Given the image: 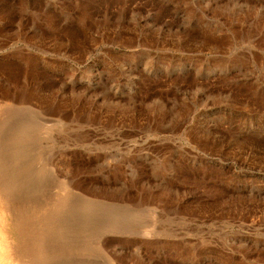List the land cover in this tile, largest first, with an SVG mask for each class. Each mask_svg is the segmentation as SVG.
<instances>
[{"label":"rangeland","instance_id":"1","mask_svg":"<svg viewBox=\"0 0 264 264\" xmlns=\"http://www.w3.org/2000/svg\"><path fill=\"white\" fill-rule=\"evenodd\" d=\"M0 171L28 264H264V0H0Z\"/></svg>","mask_w":264,"mask_h":264},{"label":"bare ground","instance_id":"2","mask_svg":"<svg viewBox=\"0 0 264 264\" xmlns=\"http://www.w3.org/2000/svg\"><path fill=\"white\" fill-rule=\"evenodd\" d=\"M6 110H8V109H6ZM5 121H3V123ZM19 121H20V119H19ZM19 123L17 125L21 124V123L20 124ZM7 124H8V122H7ZM8 125L10 126V124H8ZM13 127H15V126H13ZM17 127H19V126H17ZM17 127H15V128H17ZM5 128L7 129V127H5ZM17 129H20V127L17 128ZM20 165H21V163H20ZM23 166L27 167L26 164L22 165V167ZM22 169H24V168H22ZM0 172H2V171H0ZM4 175H3V177H4ZM3 177L1 178V176H0V264H28L30 257L28 256V254L26 252L27 250H26L25 247L31 243L30 241H32V240L34 241V238H33L34 237V235H33L34 233L32 234L33 235V237H32L33 239H30V241L27 239L28 240L27 245H26V243L23 244V245H25V247L24 246L15 247V250H14L13 247H10V246L8 247L7 246L9 243H7L6 240H8L9 237L11 238V236H14L13 233H14V228L16 226L19 227V229L17 230L18 236L21 237V239H22V238H25L23 236H24L25 233L28 232L29 229L33 230V228H37L36 231L39 234V232H41V230H43V228H45V229L47 228V224L45 223V225H44V224H42L41 221H39V220L36 221V219L32 221V225L33 226L31 224H26L25 223L26 220L31 219V217H34V214H36L35 213V204H34L35 201L33 202V200H31L30 198H27L26 196L17 197L13 193V191H11V188L9 187V185L6 184L4 182V180H2ZM7 183H10V182H8V180H7ZM11 187H12V185H11ZM35 200L38 201L36 198H35ZM11 211L14 212V214L12 213V217L10 218ZM57 215L58 214H56V213H52V214L49 213V215H48L49 218L48 219H51V222L54 224L56 221L53 218L56 216V219H57L59 217ZM3 219H4V222H3ZM9 219L11 220V222H9ZM52 219H53V221H52ZM13 223L16 224L15 227H14ZM43 235H45V234H43ZM27 236H29V235H27ZM25 240H26V238H25ZM18 243H20V242L18 241ZM22 243H20V244H22ZM13 244H14V242H13ZM29 247H30V245H29ZM31 259L34 260V258H31ZM33 262L34 261H32V263ZM34 264H35V262H34Z\"/></svg>","mask_w":264,"mask_h":264}]
</instances>
